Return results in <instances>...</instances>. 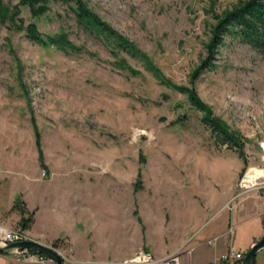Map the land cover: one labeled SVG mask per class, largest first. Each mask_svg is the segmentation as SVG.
Masks as SVG:
<instances>
[{
  "label": "rangeland",
  "instance_id": "1",
  "mask_svg": "<svg viewBox=\"0 0 264 264\" xmlns=\"http://www.w3.org/2000/svg\"><path fill=\"white\" fill-rule=\"evenodd\" d=\"M83 1L134 55L111 53L61 4L35 18L21 7L20 18L43 35L66 33L79 52L1 26V222L20 228V214L7 208L25 200L34 230L53 234L67 218L65 188L79 169L96 174V184L187 183L189 192L208 194L264 167V55L234 36L209 47L219 18L242 0ZM185 89L239 136L243 155L215 145Z\"/></svg>",
  "mask_w": 264,
  "mask_h": 264
},
{
  "label": "crops",
  "instance_id": "2",
  "mask_svg": "<svg viewBox=\"0 0 264 264\" xmlns=\"http://www.w3.org/2000/svg\"><path fill=\"white\" fill-rule=\"evenodd\" d=\"M78 171L79 176L69 177L65 188L72 199H67L68 214L60 227L44 235L34 230V216L26 230L34 241L56 248L68 260L121 261L140 249L164 258L193 236L194 251L184 253L181 264H218L228 252L245 256L264 236V199L251 192L232 200L237 194L234 182L208 194L196 188L189 192L187 183L175 189L143 184L136 190L133 184H96L92 171ZM62 210L66 212L65 206ZM0 264L30 263L16 262L11 253H4ZM255 264H264V250L256 255Z\"/></svg>",
  "mask_w": 264,
  "mask_h": 264
},
{
  "label": "trees",
  "instance_id": "3",
  "mask_svg": "<svg viewBox=\"0 0 264 264\" xmlns=\"http://www.w3.org/2000/svg\"><path fill=\"white\" fill-rule=\"evenodd\" d=\"M50 3L61 4L71 10L77 25L103 42L114 55L121 53L134 55V45L117 33L106 21L94 14L83 0H19L18 5L12 6L0 0V29L2 25L9 23L10 28L25 31L30 41L42 47L53 46L65 52L81 51V48H77L70 42L66 33L60 32L54 36L43 35L34 23L26 25L20 18L21 7H27L31 16L35 18L41 13L47 12ZM212 33L209 45L213 48L211 52L214 51V48L222 45L225 36H234L264 55V0L239 1L232 10L219 18ZM123 63V60L120 61L118 66L122 67ZM185 92L191 105L202 114L201 123L210 131L215 145L236 149L240 155H243V145L239 136L230 131L219 118L212 115L209 108L199 99L195 90L185 89ZM11 210L17 211L21 216L20 228L23 231L29 229L33 223L34 215L28 212L24 201L20 205L16 202ZM53 246L56 247L55 244Z\"/></svg>",
  "mask_w": 264,
  "mask_h": 264
},
{
  "label": "built area",
  "instance_id": "4",
  "mask_svg": "<svg viewBox=\"0 0 264 264\" xmlns=\"http://www.w3.org/2000/svg\"><path fill=\"white\" fill-rule=\"evenodd\" d=\"M263 153L264 161V143L260 144ZM42 177H47L45 171L42 172ZM237 194L232 199L249 194L251 192H258L264 199V167H250L247 172L237 182ZM193 236L186 240L185 246L175 253L169 254L164 258L156 257L151 251L140 249L131 257L121 261L102 262L98 260H87L74 262L66 259L56 248H54L62 257L63 264H181V256L184 253L192 254L194 248L190 246ZM26 231L21 228H12L0 221V245L5 246L11 243L32 241ZM11 254L15 257L16 262H27L30 264H56L54 261L48 259L44 255L35 251L24 249L20 251L13 250ZM245 256L239 252H228L223 254L218 264H238L242 262Z\"/></svg>",
  "mask_w": 264,
  "mask_h": 264
},
{
  "label": "water",
  "instance_id": "5",
  "mask_svg": "<svg viewBox=\"0 0 264 264\" xmlns=\"http://www.w3.org/2000/svg\"><path fill=\"white\" fill-rule=\"evenodd\" d=\"M24 249L40 253L48 259L54 261L56 264H63L62 257L52 246H46L34 240L11 243L5 246L0 245V254L11 253L13 250L20 251ZM262 250H264V236L250 248L241 264H255L256 255Z\"/></svg>",
  "mask_w": 264,
  "mask_h": 264
}]
</instances>
